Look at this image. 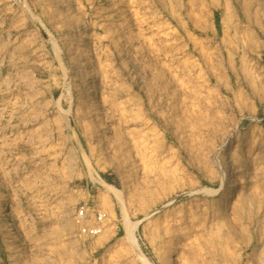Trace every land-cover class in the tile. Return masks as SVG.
<instances>
[{
	"label": "rangeland",
	"instance_id": "obj_1",
	"mask_svg": "<svg viewBox=\"0 0 264 264\" xmlns=\"http://www.w3.org/2000/svg\"><path fill=\"white\" fill-rule=\"evenodd\" d=\"M145 262L264 264V0H0V264Z\"/></svg>",
	"mask_w": 264,
	"mask_h": 264
},
{
	"label": "built area",
	"instance_id": "obj_2",
	"mask_svg": "<svg viewBox=\"0 0 264 264\" xmlns=\"http://www.w3.org/2000/svg\"><path fill=\"white\" fill-rule=\"evenodd\" d=\"M88 216V211L82 207L76 215V223L79 226V233L82 237L87 238H96L103 234L104 231V222L106 219L105 214L98 213L95 217L93 224L87 225L86 219Z\"/></svg>",
	"mask_w": 264,
	"mask_h": 264
},
{
	"label": "bare ground",
	"instance_id": "obj_3",
	"mask_svg": "<svg viewBox=\"0 0 264 264\" xmlns=\"http://www.w3.org/2000/svg\"><path fill=\"white\" fill-rule=\"evenodd\" d=\"M94 93V92H93ZM132 235V243L134 246H137V243H136V239L134 237V233L131 234ZM145 264H147V262H145Z\"/></svg>",
	"mask_w": 264,
	"mask_h": 264
}]
</instances>
